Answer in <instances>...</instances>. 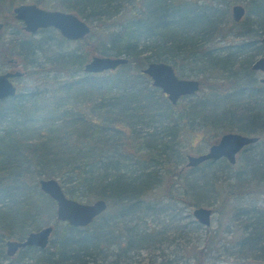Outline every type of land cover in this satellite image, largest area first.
Listing matches in <instances>:
<instances>
[{"label": "trees", "instance_id": "obj_1", "mask_svg": "<svg viewBox=\"0 0 264 264\" xmlns=\"http://www.w3.org/2000/svg\"><path fill=\"white\" fill-rule=\"evenodd\" d=\"M25 1L0 0V12H8L0 19V69L22 65L32 80L0 100V264H132L142 250L150 264H172L165 250L178 245L177 252L189 246L196 264H264V84L251 69L264 55V0L225 7L212 0H54L90 27L67 51L20 31L11 10ZM238 3L245 16L235 23ZM10 28L20 35L5 38ZM93 55L128 62L85 73ZM152 61L198 79L199 91L170 103L142 73ZM225 132L258 140L233 165L221 158L187 166L193 136L208 148ZM42 178L57 179L75 200L103 199L107 208L84 227L58 221L55 202L39 189ZM154 191L158 199L145 202ZM167 203L176 211L163 224ZM177 204L212 208L201 244L189 245L184 229L201 225L181 224ZM50 224L47 247L6 255L7 239Z\"/></svg>", "mask_w": 264, "mask_h": 264}, {"label": "water", "instance_id": "obj_2", "mask_svg": "<svg viewBox=\"0 0 264 264\" xmlns=\"http://www.w3.org/2000/svg\"><path fill=\"white\" fill-rule=\"evenodd\" d=\"M14 18L23 24V30L29 34H35L38 30L52 28L64 39L71 42L82 40L90 33L87 23L76 15L61 11H48L35 4H23L14 8ZM245 16L242 5L236 4L231 7V18L239 23ZM2 28V25H0ZM264 49V37L260 40ZM128 59L124 56L93 55L83 67L85 73H102L113 71L117 67L127 64ZM251 69L264 73V55L256 58ZM142 73L151 79L154 87L160 88L172 104H177L184 96L194 95L199 91L200 82L196 78H181L177 76L171 64L162 61L149 62ZM20 71L0 73V100L12 97L16 94V85L12 78L21 76ZM264 83V77L260 78ZM256 136H248L237 132H225L219 139L200 154H188L186 164L188 167H196L207 160L226 159L230 164L236 163L238 153L249 144L256 142ZM39 189L55 202V218L66 222L74 227H84L102 214L107 204L103 199L85 203L68 197L59 181L55 178H42L38 181ZM192 216L202 226H210L213 210L206 206H197L192 210ZM53 225L41 227L29 232L22 240L7 239L5 241L6 255L13 257L20 249L25 247H47Z\"/></svg>", "mask_w": 264, "mask_h": 264}, {"label": "rangeland", "instance_id": "obj_3", "mask_svg": "<svg viewBox=\"0 0 264 264\" xmlns=\"http://www.w3.org/2000/svg\"><path fill=\"white\" fill-rule=\"evenodd\" d=\"M212 1L214 3H219V4L220 3L223 4L222 3V1H223L225 3V4H223V7H225L226 3H228V0H212ZM24 4H34V3L32 0H26ZM240 5H243V3L242 4L240 3ZM38 7L42 8L44 10H48V11H61V12H63L62 9H60V8H58V6H56V3L54 0H44L42 2V6H38ZM6 16H8V12H6V11L0 12V19H2L3 17H6ZM16 31H17L16 28H10L4 34V37L9 38L12 34H15ZM17 34L20 35V33H16V35ZM32 37L37 42H41V43L46 42V44L48 42L47 48L50 50H53L56 48H63L64 49L63 51H67L69 49L76 47V43H74V42H70V43L65 44V45L62 44L59 41L60 35L55 30H52V29H49L46 32L36 33L35 35H32ZM37 56L39 57V55H37ZM6 68L7 67L5 66L4 68L0 69V72L4 71ZM14 69L15 70L19 69L18 71L21 72L23 70V66L17 65L16 67L12 68V70H14ZM257 75L264 76V74L259 73V72H257ZM14 82L17 86L21 84V85H23V87L27 88L28 85L32 83V80L22 76V77L15 78ZM25 89H23V91ZM199 137H200V135L193 136L194 151L193 152H186L187 154H189V153L190 154H198V153H203L207 150V146L205 145V143L202 140H200L201 138H199ZM195 149H196V151H195ZM187 150H188V148H186L185 151H187ZM159 195L160 194L158 193V191L150 192L149 194H147L145 202L155 201V199H158ZM42 199H44V196H42ZM81 202L88 203L85 200H82ZM261 202H264V201H261ZM174 205H176V204L167 203L165 205V207H163V209L164 208H167V209L163 210L164 212L158 217L159 219H161L160 220L161 223H163V224L168 223L169 219L172 216H174L175 211H176ZM177 207L183 208L182 205H178ZM192 210H193V208H191V209L183 208V211L181 213V216L183 217V219L181 220V224H185V223L188 224L190 222V220H195L194 217L192 216ZM213 222H214V217L212 216L211 224H213ZM36 225H40V223H35V226ZM38 227H41V226H38ZM203 227L204 226L201 225V226L197 227V229H195L194 226H192L191 224H188L186 226V229H184V232L185 231L187 232V239L189 240V245L201 244V239H202V236L204 235ZM185 244H186V242H185ZM178 249H179V245L178 246H170L165 250V253H171L170 257L172 258V264H196L195 261H193V258L190 256V254H187V251H189V246L186 248V250H183V251L180 250L177 252ZM173 250H175V252H177V255H174L172 253ZM215 256L218 257L217 254H215ZM149 258H150L149 253L146 250H142L140 252L138 259H137V260H140L141 262L133 261L132 264H150ZM211 260H214V259H210V261H208V264L212 263ZM219 260H221V258H219L217 260V263L221 264L222 262ZM158 261H159V259L157 260V262Z\"/></svg>", "mask_w": 264, "mask_h": 264}, {"label": "flooded vegetation", "instance_id": "obj_4", "mask_svg": "<svg viewBox=\"0 0 264 264\" xmlns=\"http://www.w3.org/2000/svg\"><path fill=\"white\" fill-rule=\"evenodd\" d=\"M19 5H23V4H19ZM19 5H17V6H15V7H13L12 8V10H11V17H12V19L15 21V22H17V23H19L20 24V26H21V30L20 31H22V32H24L25 34H28V35H35L36 33H39V32H46L47 30H49V29H52V28H48V29H44V30H38L35 34H29V33H26L24 30H23V24L21 23V22H19V21H17L15 18H14V13H13V10H14V8H16V7H18ZM7 17V16H6ZM0 25H2V28H0V33H2L3 32V30H4V27H5V24H4V22L2 21V20H0ZM52 30H54V29H52ZM56 31V30H55ZM57 33H58V31H56ZM59 34V33H58ZM60 35V34H59ZM60 37H61V35H60ZM62 39H64L63 37H61ZM65 41H67L66 39H64ZM68 42H71V41H68ZM13 62V60H9V63H11V64H14V63H12ZM19 69H17V70H12V68H6L4 71H2V72H0V73H5V72H15V71H18ZM22 73V72H21ZM260 73V72H259ZM23 75V74H22ZM21 75V76H22ZM21 76H17V77H21ZM17 77H14V78H12L11 79V81L15 84V82H14V79L15 78H17ZM16 85V84H15ZM16 89H17V85H16ZM16 94H17V90H16ZM15 94V95H16ZM14 95V96H15ZM13 97V96H12ZM7 98H9V97H7Z\"/></svg>", "mask_w": 264, "mask_h": 264}]
</instances>
